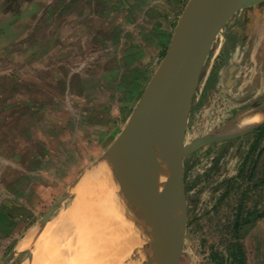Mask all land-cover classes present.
<instances>
[{"label":"rangeland","instance_id":"1","mask_svg":"<svg viewBox=\"0 0 264 264\" xmlns=\"http://www.w3.org/2000/svg\"><path fill=\"white\" fill-rule=\"evenodd\" d=\"M189 1L7 0L0 264L28 263L40 239L47 251L91 221L101 235L102 221L134 218L116 149ZM188 90L186 145L239 135L184 157L188 220L177 264H231L237 215L264 210V124L252 126L264 114V1L224 25ZM247 252L256 254L254 241Z\"/></svg>","mask_w":264,"mask_h":264},{"label":"water","instance_id":"2","mask_svg":"<svg viewBox=\"0 0 264 264\" xmlns=\"http://www.w3.org/2000/svg\"><path fill=\"white\" fill-rule=\"evenodd\" d=\"M262 1L230 0L229 4L212 13L216 0H190L166 56L123 130L121 142L124 147L116 149V156L127 172L123 175L127 188L138 199L142 184L149 182L160 193V198L154 193L148 195L151 207L158 208V198L162 201L158 212V234L144 252L140 264H177L188 220L184 157L206 145L232 137H206L186 145L187 123L180 112V103L188 89L198 81L219 31L236 12ZM183 83L185 90L178 94ZM168 105L176 126L173 138L165 127ZM160 134L167 141L177 143L179 150L171 154L164 152L157 141ZM161 164L168 170L163 183L158 176Z\"/></svg>","mask_w":264,"mask_h":264},{"label":"bare ground","instance_id":"3","mask_svg":"<svg viewBox=\"0 0 264 264\" xmlns=\"http://www.w3.org/2000/svg\"><path fill=\"white\" fill-rule=\"evenodd\" d=\"M229 3H230V0H216V7L212 13H214L220 7L226 6ZM183 87H184V83L181 85V89L178 94L183 93V91L185 90ZM166 112H167L166 113L167 116H166V121H165V127H166L168 135L171 138H173L175 136L176 126H175V123H173L172 112H171V108L169 107V105L166 107ZM250 117L251 115L247 116V119H249ZM244 118H245V115H242L241 120H243ZM263 119H264V114L263 115L260 114L258 118H256V120L252 123V126L258 125ZM237 129H240V128H237ZM157 141H158V145L160 146V148L164 152L169 153V154L179 150L180 148V146L177 143H171L167 141L162 136V134H160L157 137ZM167 174H168V170L166 169L165 166H163V164H161L159 172H158V176L162 183L164 182V180H166ZM120 181H123V179H121ZM153 193L158 195L160 198L159 191L152 184H150L149 182L145 184L143 183L141 191H140L141 195L139 196V198L137 199L135 196L134 197L131 196L132 198H130L131 199L130 200L131 209H133L134 211L135 209L137 210V212H135L134 214L135 215L134 218L132 216H129L130 214L129 212L128 216L130 217V220H128V217L125 219L123 217L116 216L117 218L115 219L116 220L115 222L113 221L114 219H108L106 224H103V221H102L101 226L97 224L101 227V230H102V231L100 230L101 235H98L97 233L92 232L94 231L93 227L96 223L93 224L91 223L92 221L90 222L88 220L90 223L89 225L85 224L88 226L83 227L82 229L83 232L79 230L77 233L71 235L70 238L65 239L62 244L61 242L59 243L55 239L52 240L50 243L51 244L50 247L48 245L49 243L47 244L49 247V248L47 247L48 248L47 251H43V252L41 251V247L44 243V240L41 241V239L39 238L40 240L39 242L37 241L38 244H37L36 249L33 252L32 259L28 263H25L26 261L23 262V264H140V261L142 260V256L144 254L145 249L148 248V245L156 237L159 231L158 212L160 213L159 210L162 205V203L160 202L162 201H159L161 199L158 198V208L156 206L153 209L151 207V203L149 204L148 202V195L153 194ZM113 208L111 211L115 213L116 211L115 208L117 207H115L114 209ZM119 211L121 212V211H126V210L122 209ZM123 213L124 214H121V216L126 215L125 212ZM75 225L77 224H74V226ZM57 231H59V229L57 230V226H55L54 233L56 234ZM43 238L45 237L43 236ZM46 254H50V255H48L47 257H44L46 256Z\"/></svg>","mask_w":264,"mask_h":264},{"label":"crops","instance_id":"4","mask_svg":"<svg viewBox=\"0 0 264 264\" xmlns=\"http://www.w3.org/2000/svg\"><path fill=\"white\" fill-rule=\"evenodd\" d=\"M7 7H8L7 0H0V23H2L1 15L7 16ZM259 112L263 113L262 111H259ZM263 124L264 122L255 126L254 128H258L260 125H263ZM252 129H249L243 133H246ZM237 135H232V136H237ZM252 213H258L259 215L262 214V216L257 218L253 222L243 225L238 231L237 237H235V234H234V237L236 238L237 242L242 244L244 255H245V264H250L253 259H257V262H256L257 264H264V210H260V211L256 210V212H251L249 214H252ZM249 214L245 218H248L250 216ZM245 218H241V219H245ZM233 233H234V229H233ZM240 236L244 238L241 240ZM252 241L256 243V254L254 256L248 254L247 252L249 249V246H251L252 244Z\"/></svg>","mask_w":264,"mask_h":264},{"label":"trees","instance_id":"5","mask_svg":"<svg viewBox=\"0 0 264 264\" xmlns=\"http://www.w3.org/2000/svg\"><path fill=\"white\" fill-rule=\"evenodd\" d=\"M249 215L250 216L248 218H245V219H241L240 215L239 214L237 215L238 218L235 221V225H234L235 237H237V233L243 225L248 224L250 222H253L257 218L262 216V214L259 215L258 213H252ZM230 257L232 259L231 264H245V255H244V250H243L242 244L237 242L234 244V247L232 246V250L230 252ZM222 259H224V258H222Z\"/></svg>","mask_w":264,"mask_h":264}]
</instances>
